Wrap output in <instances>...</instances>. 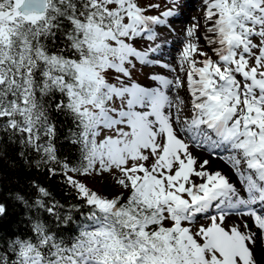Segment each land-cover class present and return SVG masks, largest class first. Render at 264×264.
Listing matches in <instances>:
<instances>
[{
    "label": "snow or ice",
    "instance_id": "snow-or-ice-1",
    "mask_svg": "<svg viewBox=\"0 0 264 264\" xmlns=\"http://www.w3.org/2000/svg\"><path fill=\"white\" fill-rule=\"evenodd\" d=\"M167 3L148 15L160 5L0 0V133L82 202L62 215L44 187L32 203L16 194L35 215L26 234L0 236V264H264V0H203L204 31L187 27L177 58L187 101L177 68L154 58L157 26L178 15ZM157 66L173 77L132 79ZM53 113L75 128L74 164L57 156ZM192 148L228 165L246 198ZM93 176L116 194L77 179Z\"/></svg>",
    "mask_w": 264,
    "mask_h": 264
},
{
    "label": "trees",
    "instance_id": "trees-1",
    "mask_svg": "<svg viewBox=\"0 0 264 264\" xmlns=\"http://www.w3.org/2000/svg\"><path fill=\"white\" fill-rule=\"evenodd\" d=\"M53 115L57 125V136L54 140L57 156L60 160L66 159L74 164L78 162L80 154L78 146L72 145L68 136L75 128L70 119L57 116L55 113ZM0 136H3L0 140V204L6 209L5 214L0 216V236L9 237L27 233L26 220L28 216L35 215V209L30 211L21 201L16 200L15 196L20 194L32 203L39 197L34 185L48 190L50 196L44 198L46 203L58 202L63 205V208L59 209L62 215L71 205L82 203L77 200L75 190L64 183L63 176L50 175L46 166L42 165L40 168L35 166V161L38 159L36 153L28 150L25 156L21 157L19 144L10 143L2 133ZM26 160L28 163L25 162ZM53 166L58 168V165ZM72 215L74 220L80 219L79 213L73 212ZM42 218L49 219L47 213H42Z\"/></svg>",
    "mask_w": 264,
    "mask_h": 264
},
{
    "label": "bare ground",
    "instance_id": "bare-ground-1",
    "mask_svg": "<svg viewBox=\"0 0 264 264\" xmlns=\"http://www.w3.org/2000/svg\"><path fill=\"white\" fill-rule=\"evenodd\" d=\"M195 2L193 4H189V8H194L193 13L190 14L188 12L189 9H183L182 13L178 12V15L174 16V17H178V22L176 24V28H174L172 35H169L170 33H168V35L165 37H163L165 40L164 42V46H162L160 48V50L157 53H163L165 59L167 60V64H174L175 63V58L178 57V53L179 52H175L173 49H166L170 43V40H174L177 41V44H179L181 42V39H183V35L185 34V29L187 27H189V25L191 26V23H186L187 25H185V22L190 20V19H194L195 21H199L201 24V28L200 31H204V21H203V0H194ZM198 35V34H197ZM179 46V45H178ZM156 53V55H157ZM170 56V57H167ZM160 60V59H159ZM163 63V61H161ZM176 63H177V58H176ZM151 74H159V75H164L167 76L169 78L173 77V73L167 71L166 69H162L160 67H152V72ZM150 74V75H151ZM177 75H179L178 71L176 73ZM185 74V73H184ZM183 81H184V87L180 89V95L187 101L188 99H190L188 92H187V82H186V74L185 77H183ZM158 85L156 83H153L151 85V87H157ZM191 151L193 152L194 155L200 157L201 159H208L210 161L209 164V169L210 170H221L225 175H227L230 179V182H232L233 184L236 185L237 189L240 191L241 195L244 196L246 198V193L243 191V185L240 183V181L238 180V178L236 177V175L234 174L233 170L226 165L222 160L218 159V158H213L211 155H209L208 153L204 152V151H198L195 148H192ZM225 155H227V153H224ZM261 205H256L254 206L259 207ZM258 212V211H257ZM230 220H234L236 219L235 216H230L229 217Z\"/></svg>",
    "mask_w": 264,
    "mask_h": 264
},
{
    "label": "rangeland",
    "instance_id": "rangeland-1",
    "mask_svg": "<svg viewBox=\"0 0 264 264\" xmlns=\"http://www.w3.org/2000/svg\"><path fill=\"white\" fill-rule=\"evenodd\" d=\"M148 2H151V3H158L159 5H160V8L158 9V10H153V11H151V12H149V13H146V14H148V15H158V12H159V10L162 8V6H164V4H165V1H163V0H140V3H141V5L143 6L145 3H148ZM179 2H182L181 3V5H180V3H179V8H178V12L179 13H182V10L183 9H189L188 10V12L190 13V14H192L193 13V11L192 10H194L195 9V7L194 8H189V4H193L195 1L194 0H180ZM165 8H167V7H165ZM164 8V9H165ZM178 20V17H175V18H172V17H170L169 18V20H168V23L169 24H173L174 25V27L176 28V24H177V21ZM196 21L194 20V19H190V20H188V21H186L185 22V25H187L186 23H191V25L192 24H194ZM190 26V25H189ZM160 27V26H159ZM164 27V26H163ZM165 27L167 28V30L169 31V29H168V27L165 25ZM201 28V27H200ZM156 31H157V33H158V37H157V40L155 41V43H158V44H160L161 45V47L162 46H164V41L165 40H167V39H164L163 37L165 36H167L168 35V33H170V32H168V31H165V33H161V30L159 29V28H156ZM202 31H198L197 32V34H198V36H200V35H202ZM169 35H172V33H170ZM183 39H181V42L179 43V44H177V41H174V40H170L169 39V41H170V43L172 44V49L175 51V52H180L181 51V49H182V46H183V43H184V40H185V34L183 35ZM199 43L201 44V45H204V43H205V41L203 40V39H201L200 41H199ZM179 45V46H178ZM205 51H209V49H207V48H205L204 49ZM179 54V53H178ZM209 55H211L212 56V58L215 60L216 59V56L213 54V53H211V51H209ZM154 58H156V59H158L157 57H154ZM176 58H178V57H176ZM176 58H175V63L174 64H172L174 67H176L177 68V71H178V73H179V76L181 77V79L183 80V77H185V74L184 73H181V72H179V67H178V65H177V63H176ZM196 59H198V60H202V59H204V57H196ZM161 61V60H160ZM167 62V61H166ZM199 66V65H198ZM137 67L139 68L140 66L139 65H137ZM151 72H152V68H149V67H143L142 68V70H140V71H134L133 72V75H132V79L135 81V82H137V83H139V84H141L142 86H151L153 83H155L154 81H152V80H150L148 77L150 76V74H151ZM77 179H80L82 182H84V183H86V185L90 188V189H92L93 191H96V192H98L99 194H101V195H106V196H109V197H112L113 195H115L116 194V189L114 188V187H112L111 186V184H109L108 186H107V188H105V185H103V184H101V183H98V182H96V181H98L100 178L99 177H96V176H93V177H77ZM200 223L201 224H208V223H210V221H203V220H201L200 221Z\"/></svg>",
    "mask_w": 264,
    "mask_h": 264
}]
</instances>
